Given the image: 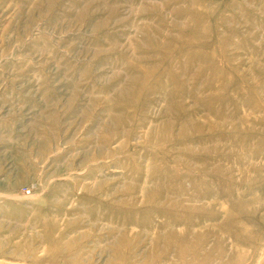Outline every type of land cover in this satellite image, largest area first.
Listing matches in <instances>:
<instances>
[{"label":"rangeland","instance_id":"374dc122","mask_svg":"<svg viewBox=\"0 0 264 264\" xmlns=\"http://www.w3.org/2000/svg\"><path fill=\"white\" fill-rule=\"evenodd\" d=\"M0 264H264V0H0Z\"/></svg>","mask_w":264,"mask_h":264}]
</instances>
